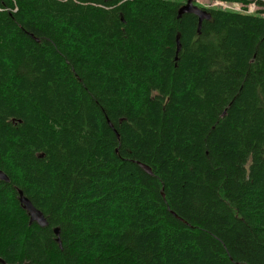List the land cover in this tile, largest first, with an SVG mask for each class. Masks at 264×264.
I'll list each match as a JSON object with an SVG mask.
<instances>
[{"label":"trees","instance_id":"obj_1","mask_svg":"<svg viewBox=\"0 0 264 264\" xmlns=\"http://www.w3.org/2000/svg\"><path fill=\"white\" fill-rule=\"evenodd\" d=\"M185 1L0 0L6 263L264 264V9Z\"/></svg>","mask_w":264,"mask_h":264},{"label":"water","instance_id":"obj_2","mask_svg":"<svg viewBox=\"0 0 264 264\" xmlns=\"http://www.w3.org/2000/svg\"><path fill=\"white\" fill-rule=\"evenodd\" d=\"M184 13H192L195 16H197V31L199 32V29L201 27V23L204 19L210 18V12L206 9L200 8L197 5L194 4V0H186L182 5L179 6L177 9V17H180ZM180 41H179V35L176 36V49H175V60L177 59V53L180 50ZM224 113V112H223ZM117 134V132H116ZM118 136V134H117ZM42 156V155H41ZM136 163L148 174H152L151 167H149L147 164H144L140 161H136ZM0 180L8 181V176L0 169ZM17 198L19 201V204L23 210L26 211L28 215V222H36L39 226L43 227L48 224V221L46 217L44 216L43 212L35 207L31 200H29L22 192L21 189L17 188ZM54 234L56 236L55 240L61 246V240L59 237V228L55 227L53 229ZM1 264H17V263H6L5 260L0 258Z\"/></svg>","mask_w":264,"mask_h":264},{"label":"built area","instance_id":"obj_3","mask_svg":"<svg viewBox=\"0 0 264 264\" xmlns=\"http://www.w3.org/2000/svg\"><path fill=\"white\" fill-rule=\"evenodd\" d=\"M196 1H199V0H196ZM200 1H205V2L209 1L211 3H214V5H219V4L223 5V7L216 8V9L228 10V11H233V12H238V13H249V14L256 13V11L259 10L260 11L259 13L263 15V13L261 12H262V9H264V7L259 5L256 0L248 4H242L236 1H223V0H200Z\"/></svg>","mask_w":264,"mask_h":264},{"label":"rangeland","instance_id":"obj_4","mask_svg":"<svg viewBox=\"0 0 264 264\" xmlns=\"http://www.w3.org/2000/svg\"><path fill=\"white\" fill-rule=\"evenodd\" d=\"M194 3L199 6V7H203V8H207V9H210V8H220V7H223V5L219 4V5H214V3H211V2H205V1H196L194 0ZM251 7V6H250ZM254 12V11H253ZM252 12V13H253Z\"/></svg>","mask_w":264,"mask_h":264},{"label":"flooded vegetation","instance_id":"obj_5","mask_svg":"<svg viewBox=\"0 0 264 264\" xmlns=\"http://www.w3.org/2000/svg\"><path fill=\"white\" fill-rule=\"evenodd\" d=\"M9 181V180H8ZM8 181H6V182H8Z\"/></svg>","mask_w":264,"mask_h":264}]
</instances>
